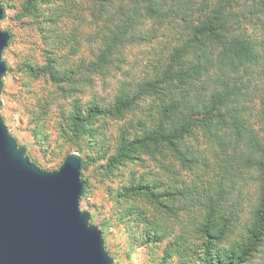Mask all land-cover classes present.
Returning a JSON list of instances; mask_svg holds the SVG:
<instances>
[{"label":"trees","instance_id":"trees-1","mask_svg":"<svg viewBox=\"0 0 264 264\" xmlns=\"http://www.w3.org/2000/svg\"><path fill=\"white\" fill-rule=\"evenodd\" d=\"M5 1L0 0L2 5ZM57 1L67 0H23L19 16L33 15L42 6ZM130 1L132 11L110 31L96 59L89 63V72L103 70L118 48L140 38L145 21L157 26L166 21L176 29L178 42L157 74L142 81L136 90L122 87L108 107L93 101L85 104L77 93L86 77H77L74 68L61 69L59 59L46 49L43 64L28 59L22 63L21 70L27 77L23 86L28 81L45 78L57 86L62 96L70 98V110L62 129L78 151L92 137V127L98 118L125 117L137 108L141 98H156V114L149 122L138 121L140 133L130 135L127 129L122 131L115 152L107 158L105 171L111 173L143 154L163 166L161 159L167 155L190 170L191 182L183 179L182 184L160 191L150 182L140 180L116 189L115 203L144 197L166 214L175 213L176 201L184 206L190 201L201 206L202 220L194 228L184 223L175 231L173 226L146 219L143 242L147 246L170 237L160 264H165L173 255L179 258L178 264H186V256L193 253L197 264H257L251 257L264 240V135L250 124L238 74L262 62L263 55L247 29L264 27V0ZM8 35L9 43L11 34L8 32ZM256 115L264 132V93L259 96ZM197 133L211 143V152L216 158L213 167L207 157L188 144V139ZM84 168L85 160L81 156L80 200L88 187L82 175ZM251 170L257 172L258 201L251 209L245 235L223 245L239 221L229 196L248 181L247 172ZM127 210L130 213V207ZM138 218L142 220L139 215ZM190 235L202 239L198 249L190 245Z\"/></svg>","mask_w":264,"mask_h":264},{"label":"rangeland","instance_id":"rangeland-1","mask_svg":"<svg viewBox=\"0 0 264 264\" xmlns=\"http://www.w3.org/2000/svg\"><path fill=\"white\" fill-rule=\"evenodd\" d=\"M22 2H3L7 13L0 22V28L11 34V40L2 52V58L11 70L7 69L3 76L0 93V114L9 132L19 145L25 147L30 160L44 170L57 169L67 154L78 152L85 160L82 175L88 182L86 195L80 200L79 207L89 211L90 222L102 229L105 248L114 264H160L170 237L147 246L143 242L146 219L173 226L175 231L184 223L194 228L202 220L201 206L193 201L187 206L176 201L175 213L166 214L144 197L121 200L116 204V189L145 180L162 191L182 184L183 179L191 182L190 170L170 156L161 159L165 163L162 166L158 160L143 154L132 162L118 166L111 173L105 171L107 158L115 152L122 131L127 129L130 135L136 131L140 133L138 121H150L156 114L158 100L150 96L143 97L137 108L125 117L98 118L92 127V137L87 143L83 142L82 150L78 151L62 129L70 110V98L62 96L57 86L45 78L28 81L24 87L27 77L21 67L27 59L43 64L45 51L50 49L52 55L59 59L61 69L74 68L77 77H86L77 93L82 103L93 101L108 107L122 87L136 90L142 81L157 74L166 65L171 48L178 42L176 29L166 21L159 26L145 21L140 38L118 48L111 56V63L103 70L89 72V63L96 59L110 31L132 11L131 1H57L42 6L33 15L19 16ZM247 31L263 58L261 64L239 73L238 82L242 86L250 124L259 130L260 135H264L256 115L259 96L264 93V27H249ZM188 144L202 157H207L211 167L214 166L216 158L205 136L197 133L194 138L188 139ZM247 176L248 181L236 187L229 196L234 215L239 221L223 245L245 235L251 209L258 201L260 187L255 178L257 172L251 170ZM129 207L130 213L126 212ZM138 215L142 220H139ZM189 243L198 249L202 239L190 235ZM251 258L257 264H264V240ZM178 262L179 258L173 255L165 264ZM186 264H197L194 253L186 256Z\"/></svg>","mask_w":264,"mask_h":264},{"label":"water","instance_id":"water-1","mask_svg":"<svg viewBox=\"0 0 264 264\" xmlns=\"http://www.w3.org/2000/svg\"><path fill=\"white\" fill-rule=\"evenodd\" d=\"M6 13L0 2V21ZM8 39L0 28V93ZM80 166L74 151L57 169L40 168L0 114V264H114L102 229L79 207Z\"/></svg>","mask_w":264,"mask_h":264}]
</instances>
